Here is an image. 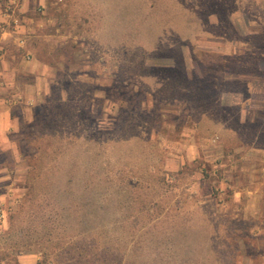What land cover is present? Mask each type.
<instances>
[{"label":"rangeland","instance_id":"rangeland-1","mask_svg":"<svg viewBox=\"0 0 264 264\" xmlns=\"http://www.w3.org/2000/svg\"><path fill=\"white\" fill-rule=\"evenodd\" d=\"M196 1L69 0L41 33L48 94L0 150V264H264V79L217 67L242 25L171 18Z\"/></svg>","mask_w":264,"mask_h":264},{"label":"crops","instance_id":"crops-1","mask_svg":"<svg viewBox=\"0 0 264 264\" xmlns=\"http://www.w3.org/2000/svg\"><path fill=\"white\" fill-rule=\"evenodd\" d=\"M68 6L69 0H0L1 151H14L16 146L7 135L15 126L12 109L48 94L46 77L40 73L47 65L37 58L36 45L55 19L66 18ZM24 76L30 82H23Z\"/></svg>","mask_w":264,"mask_h":264},{"label":"trees","instance_id":"trees-1","mask_svg":"<svg viewBox=\"0 0 264 264\" xmlns=\"http://www.w3.org/2000/svg\"><path fill=\"white\" fill-rule=\"evenodd\" d=\"M250 2L251 0H197L196 3L188 5L187 9L180 7L171 16V18L180 17L179 19L184 21L183 18L189 17L186 20L188 22L186 24H189L188 29L192 30L193 26L190 24H194L193 29L196 30L206 28L204 32L208 37L217 36L215 35L217 32L214 30V33L209 31L211 27L210 18H217L219 23L224 25H231L232 23L238 24V27L242 25L240 28L247 31L245 37H241L239 28L238 31L237 28L233 29L232 27L231 32L234 31V36L229 41L230 53L227 58L221 60L222 65L217 66L221 68L220 70L225 69L224 74L228 78H234L228 80L229 83L236 82L235 79L243 77L245 79L243 84L249 83L247 79L250 78L264 79V6L261 8L259 5ZM243 5L247 7L243 8ZM224 40H226L225 37ZM193 61L195 62V59ZM213 66L211 68L216 74L214 81H217L219 80L217 75L223 73ZM190 76L192 79L199 80L200 78L197 72H192ZM213 87L219 88L215 84ZM91 248L94 249V247ZM88 262L90 261H87L86 264Z\"/></svg>","mask_w":264,"mask_h":264}]
</instances>
